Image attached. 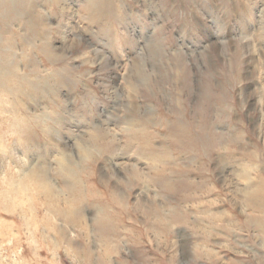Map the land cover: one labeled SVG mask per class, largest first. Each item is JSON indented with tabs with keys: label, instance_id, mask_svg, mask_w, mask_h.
<instances>
[{
	"label": "clouds",
	"instance_id": "obj_1",
	"mask_svg": "<svg viewBox=\"0 0 264 264\" xmlns=\"http://www.w3.org/2000/svg\"><path fill=\"white\" fill-rule=\"evenodd\" d=\"M0 264H264V0H0Z\"/></svg>",
	"mask_w": 264,
	"mask_h": 264
}]
</instances>
